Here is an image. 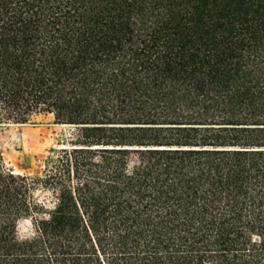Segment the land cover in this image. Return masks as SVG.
<instances>
[{"label":"trees","instance_id":"1","mask_svg":"<svg viewBox=\"0 0 264 264\" xmlns=\"http://www.w3.org/2000/svg\"><path fill=\"white\" fill-rule=\"evenodd\" d=\"M43 120L0 264H264V0H0V125Z\"/></svg>","mask_w":264,"mask_h":264},{"label":"rangeland","instance_id":"2","mask_svg":"<svg viewBox=\"0 0 264 264\" xmlns=\"http://www.w3.org/2000/svg\"><path fill=\"white\" fill-rule=\"evenodd\" d=\"M69 134V127L52 124L49 120L24 126L0 125V155L8 169L35 175L43 170ZM30 234V224L21 221L19 235Z\"/></svg>","mask_w":264,"mask_h":264},{"label":"bare ground","instance_id":"3","mask_svg":"<svg viewBox=\"0 0 264 264\" xmlns=\"http://www.w3.org/2000/svg\"><path fill=\"white\" fill-rule=\"evenodd\" d=\"M14 126H24V125H14Z\"/></svg>","mask_w":264,"mask_h":264}]
</instances>
